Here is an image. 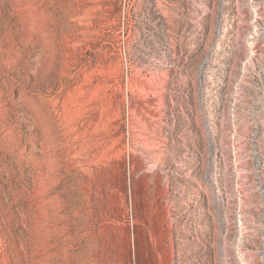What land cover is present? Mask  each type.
Segmentation results:
<instances>
[{
  "label": "rangeland",
  "instance_id": "1",
  "mask_svg": "<svg viewBox=\"0 0 264 264\" xmlns=\"http://www.w3.org/2000/svg\"><path fill=\"white\" fill-rule=\"evenodd\" d=\"M0 264H264V0H0Z\"/></svg>",
  "mask_w": 264,
  "mask_h": 264
}]
</instances>
